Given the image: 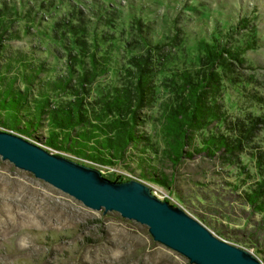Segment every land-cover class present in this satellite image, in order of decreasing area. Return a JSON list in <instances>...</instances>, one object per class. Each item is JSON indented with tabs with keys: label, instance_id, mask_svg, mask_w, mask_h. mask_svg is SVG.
<instances>
[{
	"label": "rangeland",
	"instance_id": "374dc122",
	"mask_svg": "<svg viewBox=\"0 0 264 264\" xmlns=\"http://www.w3.org/2000/svg\"><path fill=\"white\" fill-rule=\"evenodd\" d=\"M11 7L19 8L21 20H8L12 26L2 40L0 62H29L31 67L41 71L38 84L51 77H66L68 66L73 63L71 57L87 61L86 56L93 49L92 39H96L99 48L96 54L101 56L104 51H113V61L121 62L122 67L130 55H147L141 50L144 38L139 26L149 40L150 52L146 57L151 63L156 61L154 65L158 69L167 66L164 64L166 59L172 58L181 64L191 58L200 39L216 32L229 35L231 31V41L252 40L254 49L243 55L244 63L236 75L240 86H245L243 96L247 98H241L240 91L230 90L231 97L224 100L225 109L235 113L233 116L237 115L232 106L236 101L241 104L242 99L244 114L250 105L257 103L261 108L257 114L264 113V0H0V9ZM63 25L74 27L75 34L87 27V32L76 38L86 39L84 57H78V51L69 49L67 40L61 45L57 42L55 32L59 33ZM241 25H246V29L240 30ZM154 65H151L152 71ZM154 75L158 79L154 83L158 84L162 75ZM98 81L102 80L99 78ZM257 96L261 100L256 99ZM156 100L165 103L162 100L167 98L159 91ZM139 115L141 119L144 115L152 117L153 126L143 124L141 131H145L153 143L161 136L159 120L162 112L154 103L152 110L144 109ZM253 128L246 137L247 145L241 149L245 157L264 153V123H256ZM0 132L7 131L0 128ZM189 154L191 157L185 156L182 165L177 164L176 172L168 160L163 159L164 167H160L159 172L165 176L158 174V179L164 180V187L116 169L97 170L107 180H112V174L116 172L122 181L131 179L144 183L158 199L181 208L202 221L214 236L249 251L264 264L260 217L250 214L241 205L240 195L246 186H234L237 169L227 166L230 158L218 157L220 153L211 158ZM245 157L239 164L252 166ZM76 162L83 164V161ZM0 264L189 262L155 243L147 227L122 219L114 212L104 215L102 210L92 211L0 158Z\"/></svg>",
	"mask_w": 264,
	"mask_h": 264
},
{
	"label": "trees",
	"instance_id": "16d2710c",
	"mask_svg": "<svg viewBox=\"0 0 264 264\" xmlns=\"http://www.w3.org/2000/svg\"><path fill=\"white\" fill-rule=\"evenodd\" d=\"M18 9H0V52L2 40L8 36L6 30L12 26L8 20H21ZM61 28L55 32L59 45L67 40L69 49L84 57L86 39L76 38L86 33L87 27L79 34H75L74 27ZM245 29L246 25H241L240 30ZM138 30L144 38L141 50L147 55H130L123 67L121 62L113 61V51L96 54V39H92L87 61L71 57L73 63L66 77H51L42 84L37 83L40 69L29 62H0V128L95 169H116L163 187L166 183L158 179V174L165 176L159 172L164 167L163 159L176 172L177 164L182 165L185 156L191 157L189 153L208 158L220 153L218 157L230 158L227 166L237 169L234 186H246L240 195L241 205L250 214L259 215L264 234V153L245 157L241 150L254 125L264 123V113L257 114L261 109L257 103L244 114L242 99L241 104L233 103L232 109L238 113L235 116L224 106V100L231 97L230 90L240 91L241 98H247L243 96L245 86H240L236 75L244 63L243 55L254 49V41H231V31L229 35L212 33L197 42L191 58L181 64L166 59L167 66L158 69L154 65L157 62L151 63L146 57L150 52L147 34L140 26ZM154 74L162 75L158 84L154 83L158 81ZM159 91L166 96L167 100H162L165 103L157 102ZM154 103L162 112L161 136L152 143L141 128L153 126L154 121L150 115L141 119L139 114L144 109L152 110ZM244 123L251 125L244 127ZM244 157L252 166L239 164ZM112 178L108 181L131 180L122 181L116 172Z\"/></svg>",
	"mask_w": 264,
	"mask_h": 264
},
{
	"label": "water",
	"instance_id": "95a60500",
	"mask_svg": "<svg viewBox=\"0 0 264 264\" xmlns=\"http://www.w3.org/2000/svg\"><path fill=\"white\" fill-rule=\"evenodd\" d=\"M0 158L92 211L114 212L147 227L155 243L189 264H261L249 251L214 236L181 208L158 199L140 181L110 182L99 170L10 132H0Z\"/></svg>",
	"mask_w": 264,
	"mask_h": 264
},
{
	"label": "built area",
	"instance_id": "2783aa9c",
	"mask_svg": "<svg viewBox=\"0 0 264 264\" xmlns=\"http://www.w3.org/2000/svg\"><path fill=\"white\" fill-rule=\"evenodd\" d=\"M112 171V170H111ZM113 172V171H112Z\"/></svg>",
	"mask_w": 264,
	"mask_h": 264
}]
</instances>
